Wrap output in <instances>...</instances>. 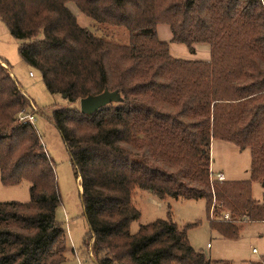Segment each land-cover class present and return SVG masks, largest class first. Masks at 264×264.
Masks as SVG:
<instances>
[{
  "label": "trees",
  "instance_id": "16d2710c",
  "mask_svg": "<svg viewBox=\"0 0 264 264\" xmlns=\"http://www.w3.org/2000/svg\"><path fill=\"white\" fill-rule=\"evenodd\" d=\"M69 3L102 25L127 29L129 40L81 26ZM0 19L51 93L71 103L105 89L122 97L93 114L75 105L52 113L80 178L85 246L96 264H211L190 243V225L160 218L132 232L141 216L136 189L204 199L212 228L226 237L238 235L244 220L264 221V201L253 197V182L264 181L262 0H0ZM163 23L174 42L208 44L211 58L174 57L157 36ZM1 60L2 180L28 179L31 198L0 202V264H64L55 163L33 123L20 121L33 104ZM214 138L250 148L249 179L211 180Z\"/></svg>",
  "mask_w": 264,
  "mask_h": 264
},
{
  "label": "rangeland",
  "instance_id": "374dc122",
  "mask_svg": "<svg viewBox=\"0 0 264 264\" xmlns=\"http://www.w3.org/2000/svg\"><path fill=\"white\" fill-rule=\"evenodd\" d=\"M263 4H264V0ZM81 26L95 34L125 43L130 32L125 28L109 27L98 23L83 13L74 3L68 4ZM160 40L170 44L171 54L185 60H209L211 49L208 44H195L190 48L184 43L172 41V32L168 24H159L156 28ZM22 41L14 38L7 26L0 19V58L3 65L11 70V75L19 84L21 91L33 104L36 128L41 142L53 159L55 173L61 194V204L56 211V218L66 230L68 248L64 264H96L92 259L91 248L85 246L90 226L82 202V186L71 155L62 135L53 122L54 108L73 106L80 108V99L69 102L60 93H51L44 83L41 73L27 64L20 55ZM5 61V62H4ZM7 62V63H6ZM33 73V75H31ZM26 92V93H25ZM119 104V101L113 102ZM30 113V112H29ZM210 159L211 173L224 172L226 180H247L250 178L251 150L240 149L235 144L219 138L212 139ZM31 182L28 179L17 184H6L2 180L0 169V202H28ZM253 197L257 202L264 201V181L253 182ZM134 204L141 211V216L131 224V231L136 232L141 224L156 219L171 218L181 227L188 226L187 235L190 243L201 250L211 260V264H264V221L240 223L238 235L226 237L212 228L210 212L204 199H186L168 196L160 198L148 190L136 189ZM224 218L225 219H230ZM209 245V246H208Z\"/></svg>",
  "mask_w": 264,
  "mask_h": 264
},
{
  "label": "water",
  "instance_id": "95a60500",
  "mask_svg": "<svg viewBox=\"0 0 264 264\" xmlns=\"http://www.w3.org/2000/svg\"><path fill=\"white\" fill-rule=\"evenodd\" d=\"M64 97H66L64 95ZM122 97L117 90L105 89L99 94H90L80 99V110L85 114H93L102 107L113 102L121 101Z\"/></svg>",
  "mask_w": 264,
  "mask_h": 264
},
{
  "label": "built area",
  "instance_id": "2783aa9c",
  "mask_svg": "<svg viewBox=\"0 0 264 264\" xmlns=\"http://www.w3.org/2000/svg\"><path fill=\"white\" fill-rule=\"evenodd\" d=\"M31 75H33V73H31ZM34 120H35L34 114H31V113L24 114V113H22L20 115V121H22L23 123H29V122L32 123V122H34ZM211 176H212L211 180H215V179L218 180V181L226 180V175H225L224 172H218L217 174H215V179H213L214 176H213L212 173H211ZM225 218H229V213L225 214Z\"/></svg>",
  "mask_w": 264,
  "mask_h": 264
},
{
  "label": "crops",
  "instance_id": "0c3cea01",
  "mask_svg": "<svg viewBox=\"0 0 264 264\" xmlns=\"http://www.w3.org/2000/svg\"><path fill=\"white\" fill-rule=\"evenodd\" d=\"M26 93V92H25ZM209 246V245H208Z\"/></svg>",
  "mask_w": 264,
  "mask_h": 264
}]
</instances>
